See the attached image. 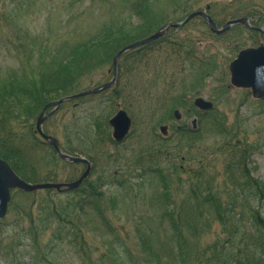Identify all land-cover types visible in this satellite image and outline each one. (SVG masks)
Wrapping results in <instances>:
<instances>
[{
    "label": "rangeland",
    "instance_id": "374dc122",
    "mask_svg": "<svg viewBox=\"0 0 264 264\" xmlns=\"http://www.w3.org/2000/svg\"><path fill=\"white\" fill-rule=\"evenodd\" d=\"M31 1L34 3L32 6L29 5ZM194 1L195 3L193 2L187 11L185 7L176 5L172 0H160L155 5L156 16L151 20L175 21L176 15H183L182 19L177 20L181 22L190 11L205 9L210 5L209 12L220 26L229 19L246 16L250 24L264 28V0ZM129 2L130 0H0V74L5 75L12 69H19L25 59L26 51L37 52L39 44L36 46L31 43L34 40L40 42L47 39L54 45L68 40L76 44L102 32V28L108 24L111 25L112 21L113 24H124L126 28L133 30L132 33L137 34V31H134L136 28L132 27L138 26L143 18L142 15L132 13V9L128 6ZM10 13L17 15L16 22L12 23L9 18ZM15 25L29 31L26 47L21 46L25 38L18 36L19 30ZM159 27L160 25L152 27L151 31L144 36L154 33ZM169 31L168 42L191 41L198 59L207 56L209 62L218 67L210 76H207L203 85L199 84L196 88L189 86L190 80L187 81V79H190L191 65L188 61L182 62L177 59L175 54L172 55L170 46L158 43L153 49L134 48L121 57L119 78L115 87L107 92L65 101L45 122L46 131L59 138L63 149L68 154L90 158L93 169L89 178L95 180L101 176L107 191H112L113 186L119 183L118 179L127 176L124 173L134 169L144 154L149 157L148 152L154 151L155 161L161 160L164 167L169 162L175 163L171 165L172 167L177 166L179 170L177 174L175 172L169 174L170 183L172 182L170 192L172 198L180 202L188 191L177 188L179 179L182 178L185 181L190 179L191 169L207 164L209 169L214 171L215 164V173H218L216 182L220 183V179L225 176L223 173L227 160L222 154L219 156L213 154L215 151L212 149V144L220 139L216 134L220 127L213 123V113L201 122L200 114L205 111L194 105V99L197 96H204L214 101V116L220 118L225 115V121L230 128L240 121H243L245 126H249L248 140L255 141L259 148L252 153L248 165L252 167L251 175L264 180V99H258L249 88L233 85L229 69L230 62L237 56L240 49L264 43V32L250 29L244 24H237L227 33L217 36L210 31L207 22L201 17H194L181 27H171ZM140 48L142 49L139 50ZM111 67L112 62L106 61L89 74L78 77L79 87L72 93L101 85L109 80L112 77ZM128 67H131V70L127 69ZM117 90L120 93L115 94ZM119 108L129 111L133 124L127 139L116 144L107 138L104 140V134L96 135L91 130L89 121L92 115H100L108 124L109 118ZM176 108L182 113L181 119L173 115ZM194 116L198 118V129H200L197 139H193L189 134L180 133L179 130L184 125L191 128L190 122ZM165 123L169 125L167 137L160 131V125ZM236 128V132H241L234 137V140H242L245 137L242 133L244 127L236 124ZM109 132L112 135L110 126ZM226 138L227 136L224 140ZM230 139L233 140L232 137ZM220 140L223 141V139ZM43 150L41 145L29 147L28 158L33 159L32 161L38 166L37 172L31 174L39 182L52 180L70 182L77 179L86 167L84 163H72L62 158L57 164L49 162ZM130 166L133 168L130 169ZM134 177L136 172L131 175V178ZM46 178L50 179L45 180ZM32 182L35 183V181ZM146 182L148 184L149 181ZM133 188V191L138 193V186L135 185ZM19 192L18 188H11L10 206L0 224V264H37L34 255L38 247L33 244L32 237L27 233L30 230V223L25 215V209L29 207L34 197L25 198ZM37 192V202L48 198L47 189H39ZM54 192L56 191L53 190L51 196L55 194ZM153 193L149 183L138 193L139 196L133 198L129 206L119 211L121 216L110 217L115 230L112 235H109L110 238H104L105 242L111 243L113 237H120L128 243L132 252H123L121 249L112 247V253L107 254L109 246L99 242L101 235L90 231L87 234L90 241L95 244L99 242L100 245L99 251L92 252L94 258L102 257L104 252L103 257L107 264H121L123 259L129 264H133L135 259L140 264H151L144 260L145 254L140 248L136 217H143L142 220L156 228L154 242L174 243V239L171 238L170 242L169 238L170 233L172 234L171 230L161 229L158 234V228H161L162 210L156 209L152 203ZM69 198L66 192L60 197L62 202H66ZM18 200L23 205L21 211L15 208ZM247 200L249 202L250 199ZM249 204L260 209L264 214V201L250 200L249 203H245L244 209H247ZM183 207L188 209L194 206L184 205ZM202 207L199 216L197 213L199 210L194 209L196 213L193 218L197 220L199 217L205 226L199 237L200 244L205 245L217 238L222 227L213 218L214 214L210 206L204 204ZM93 217L88 213L85 220ZM168 224L169 222L166 221L167 227ZM51 236L52 229L49 227L42 234L40 244L49 242ZM47 248L45 250L55 259V264H82L77 252L78 248L74 243L67 240L54 241ZM115 251L120 252L121 255L113 253ZM163 255L164 260L168 258L167 254ZM47 262L44 264L51 263Z\"/></svg>",
    "mask_w": 264,
    "mask_h": 264
},
{
    "label": "trees",
    "instance_id": "16d2710c",
    "mask_svg": "<svg viewBox=\"0 0 264 264\" xmlns=\"http://www.w3.org/2000/svg\"><path fill=\"white\" fill-rule=\"evenodd\" d=\"M158 1L160 0H130L128 6L132 9V13L142 15L143 18L138 26L132 27L136 28L134 31H137V34L132 33L133 30L126 28L124 24L117 25L116 21V24L112 21L111 25L102 28V32L76 44L68 40L57 45L47 39L40 42L34 40L31 43L36 46L39 44L37 52L26 51L25 59L19 69H12L5 75L0 74V156L7 159L22 177L29 181H38L31 174L37 172L38 166L32 161L33 159L28 158L29 147L32 145H41L49 162L57 164L61 160L53 147L44 141L36 130L35 120L44 106L51 100L76 91L79 87L78 77L89 74L106 61L112 62L113 56L120 47L143 37L152 27L165 23L164 19L162 22L151 20L156 16L155 5ZM172 1L178 6L185 7L187 11L192 3H195L194 0ZM29 5H34L33 1L29 2ZM183 17L176 15L174 19L177 21ZM9 18L12 23L17 21L16 14L10 13ZM15 27L19 30L18 36L25 38L21 46L26 47L29 31L19 25ZM167 36L144 45L143 48L153 49L158 43L170 46L172 55L175 54L177 59L182 62L188 61L191 65L190 79H187L190 80L189 86L196 88L199 84L203 85L207 76L218 67L211 64L207 56L198 59L191 41L170 43ZM127 69L131 70V67ZM116 93L120 92L117 90ZM212 113L213 123L220 127L216 134L223 141L218 139L212 144L215 153H211L216 156L222 154L227 160L223 173L225 176L220 179V183L216 182L218 173H215V164L214 171L209 169L207 164L191 169L190 179L186 181L179 179L177 188L188 191L180 202L173 199L170 192L172 182L170 183L169 174L171 175V172L177 174L179 171L177 166L172 167L171 165L175 163L169 162L164 167L161 160L155 161L154 151L148 152L149 157L144 154L134 169L130 166L131 171L124 173L127 175L124 178L118 179L120 181L113 186L112 191L104 188L105 182L102 181L101 176L95 180L88 178L80 188L66 192L70 196L66 202L60 199L65 192L53 188L47 189L48 198H44L41 202L36 201L37 191L20 190L19 193H22L23 197L29 199L34 197L31 202L33 204L30 203L25 209V215L30 223V230L27 233L32 237L33 244L38 247L34 255L37 264H44L47 259L50 264L56 263L45 249H48L50 243L60 240L74 243L78 248L77 252L82 264H105L104 252L98 259L92 256L93 251H99V242L109 246L107 254L112 253V247L123 252H132L124 239L113 237L111 243H106L104 238H110L109 235L115 230L110 217L121 216L119 211L129 206L133 198L139 196L138 193L149 183L154 191L151 201L156 209L162 210L161 228H158V234L161 229L171 230L172 234L170 233L169 238L170 242L171 238L174 239V243L154 242L156 228L142 220L143 217H136V231L140 248L145 254L144 260L151 264H264V214L250 204L244 209L245 203H249L250 200L264 201V180L251 175L252 167L248 165L252 153L259 148V145L255 141L248 140V125L245 126V123L240 121L230 128L225 121L226 116L224 115L225 118L214 116V109L202 112L200 121L203 122ZM102 117L92 115L89 121L91 130L96 135L104 134L105 137L101 136L104 140L107 138L113 142L109 124ZM236 124L244 127L242 133L245 137L242 140H234V137L241 132H236ZM182 133L197 139L200 129L194 131L184 125ZM79 135H82L80 131ZM225 136L227 138L224 140ZM133 172H136L138 179L131 178ZM47 179L50 178L45 180ZM146 181H149L148 184ZM135 185L138 186V193L133 191ZM53 190L56 192L51 196ZM247 199H250L249 202ZM16 202L15 208L21 211L22 202L19 200ZM204 204L210 206L214 214L213 218L222 228L214 241L201 245L199 237L205 226L199 217L197 220L193 217L196 213L194 209L199 210L197 212L199 216L202 211L200 208H203ZM184 205L194 207L185 209ZM88 213L94 217L85 220ZM166 221L169 222L168 227ZM2 222L0 221V224ZM49 227L52 229L51 239L42 245L41 236ZM90 231L101 235L98 243L90 241L87 235ZM113 253L121 255L118 251ZM163 254H167L168 258L164 260ZM121 264H129V262L123 259ZM133 264L140 262L135 259Z\"/></svg>",
    "mask_w": 264,
    "mask_h": 264
},
{
    "label": "water",
    "instance_id": "95a60500",
    "mask_svg": "<svg viewBox=\"0 0 264 264\" xmlns=\"http://www.w3.org/2000/svg\"><path fill=\"white\" fill-rule=\"evenodd\" d=\"M196 16L204 17L207 20L210 29L219 34L227 32V30L237 22H241L246 24L247 26H251L249 19L247 17H238V18L230 19L223 26L218 27L216 21L209 13H207V11L205 10L193 11L190 14H188L187 17L181 22H168L162 27H160L155 33L120 48L118 52L115 54L113 59L115 75L110 81L96 87L85 89L83 91L74 94L66 95L64 97H61L60 99L48 103L45 106L43 112L38 117L37 120L38 131L47 141L51 143V145L54 147V149L63 159L73 162H85L87 163L88 167L86 171L81 175V177L78 178L77 180H73L70 182L44 181V182L33 183L20 176L8 161L0 157V219H2L7 213L9 201L11 199V188H19L25 191H35L44 188H56L57 190L60 191L65 189H73L80 186L81 183L84 181V179L88 176V174L91 171L92 163L88 158L84 156L65 153L61 149L57 138L45 132L43 123L46 120V118L52 115L56 111V109L59 108L62 102L66 100L73 99L79 96L91 95L110 87L115 82V79L117 77V72H116L117 62L122 53H124L129 49L135 48L139 45L157 39L161 35L166 33V31L171 26L180 27ZM230 72H231V82L234 85L240 87L252 88V91L256 96L264 97V44H262L259 47H248L241 50L238 56L231 61ZM195 104L202 109H209L213 107V102L211 100L205 99L204 97L201 96L196 98ZM49 106H54V109H52L47 115H45V110ZM176 114L180 116L179 110H176ZM196 121L197 118L195 117L192 120L194 128H197ZM109 122L113 127L114 138L118 141H121L128 134L132 120L129 114L127 113V111L121 109L117 112L116 115H114L110 119ZM166 127L167 126L164 125L161 127V129L165 131Z\"/></svg>",
    "mask_w": 264,
    "mask_h": 264
},
{
    "label": "bare ground",
    "instance_id": "6f19581e",
    "mask_svg": "<svg viewBox=\"0 0 264 264\" xmlns=\"http://www.w3.org/2000/svg\"><path fill=\"white\" fill-rule=\"evenodd\" d=\"M123 47V46H122ZM122 47H120V48H122Z\"/></svg>",
    "mask_w": 264,
    "mask_h": 264
}]
</instances>
